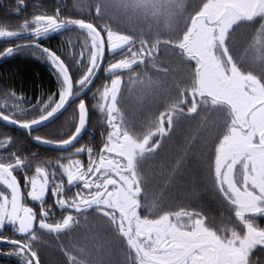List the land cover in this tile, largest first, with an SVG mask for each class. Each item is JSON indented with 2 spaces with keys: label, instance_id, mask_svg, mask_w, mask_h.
<instances>
[{
  "label": "snow or ice",
  "instance_id": "snow-or-ice-1",
  "mask_svg": "<svg viewBox=\"0 0 264 264\" xmlns=\"http://www.w3.org/2000/svg\"><path fill=\"white\" fill-rule=\"evenodd\" d=\"M15 7L19 15L25 0ZM37 11L0 25L12 45L0 62L43 60L56 90L32 102L5 81L0 122L64 154L43 159L2 134L8 256L264 264V0H75ZM46 122L57 126L33 135Z\"/></svg>",
  "mask_w": 264,
  "mask_h": 264
},
{
  "label": "trees",
  "instance_id": "trees-1",
  "mask_svg": "<svg viewBox=\"0 0 264 264\" xmlns=\"http://www.w3.org/2000/svg\"><path fill=\"white\" fill-rule=\"evenodd\" d=\"M16 2L17 0H0V25H20L24 23L25 18L31 20L34 13L39 14L37 8L39 11L51 13L57 4L67 3L70 6L75 0H25L27 7L23 9L19 15L16 14ZM34 5H36L37 8H34ZM76 35L77 33L75 31L65 32L62 35H55L53 39L45 41V46L51 44L53 47H59L60 41L69 36L75 37ZM23 42L27 41H17V43ZM8 46L12 45L4 40H0V49ZM5 81L11 84L13 89L17 90L18 95L24 94L32 102H34L36 98H39L42 93L50 94L53 89H56V81L48 65L43 60H37L32 56L24 54H20L17 58L10 59L7 62H0V84H3ZM90 95L91 94H89V96ZM99 117L100 115L98 112L94 113L92 122L97 124V120L95 119ZM9 128L0 122V139H4L2 134L7 133L19 139L22 144L23 137L25 136L24 131L16 128ZM28 145L32 147L35 146L33 141L28 143ZM26 155H29V153ZM209 201L210 197L204 195L202 203L206 206L207 210L215 214V208ZM52 258L54 259L55 257ZM0 264H7L4 257L0 256Z\"/></svg>",
  "mask_w": 264,
  "mask_h": 264
},
{
  "label": "flooded vegetation",
  "instance_id": "flooded-vegetation-1",
  "mask_svg": "<svg viewBox=\"0 0 264 264\" xmlns=\"http://www.w3.org/2000/svg\"><path fill=\"white\" fill-rule=\"evenodd\" d=\"M23 43H26V42H23ZM55 90L56 89H53L52 92H54ZM126 107L128 108L129 116L131 118V116L134 115V110L132 109L131 104L127 105ZM70 111H71V109L69 110V113L65 114V116H62V115L58 116V117H60V120L57 122V125H65L66 121L69 120V118H70V115H71ZM95 120H97L96 123L98 124V122L100 120V117L96 118ZM57 125H55V124L50 122L49 124H47V125H45V126H43V127H41L39 129L41 132H35V133H33V135H36V134L46 135V134L50 133L51 130L53 128H55ZM8 128H9V126H8ZM11 128L12 127H10L9 129H11ZM102 130L103 129H100V128L97 129V137H96L97 139H99V132L102 131ZM24 135L25 136L23 137L22 145L28 147L30 149L31 153H36L37 155H40L43 159H52L54 157H57V156H60V155L64 154L62 152L54 151L52 149H49L47 147L36 145L34 141H33V143L35 144V146L32 147V146L28 145V142H27L28 141V134L26 132H24ZM46 138H47V136H46ZM86 142H87V137H85V140H83L81 143H86ZM77 146H79V145H77ZM26 154H28V152H26L25 155ZM82 158L86 159V157H82ZM202 201H203V199H202ZM46 239H50V238H46ZM10 252H12V248L9 245L0 244V256L4 257L6 259L7 264H8V262H9V264H17V258L15 256H11V257L8 256V253H10Z\"/></svg>",
  "mask_w": 264,
  "mask_h": 264
},
{
  "label": "water",
  "instance_id": "water-1",
  "mask_svg": "<svg viewBox=\"0 0 264 264\" xmlns=\"http://www.w3.org/2000/svg\"><path fill=\"white\" fill-rule=\"evenodd\" d=\"M61 114H57V116H60ZM55 119V118H54ZM1 123H3V122H1ZM50 122H46V124L45 125H47V124H49ZM45 125H43V126H45ZM43 126H41V127H43ZM9 127H11V126H9ZM20 130V129H19ZM23 131V130H22ZM43 147H46V146H43Z\"/></svg>",
  "mask_w": 264,
  "mask_h": 264
}]
</instances>
